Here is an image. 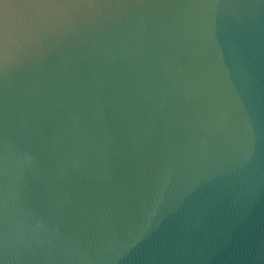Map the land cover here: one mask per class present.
Returning a JSON list of instances; mask_svg holds the SVG:
<instances>
[{
  "label": "water",
  "instance_id": "water-1",
  "mask_svg": "<svg viewBox=\"0 0 264 264\" xmlns=\"http://www.w3.org/2000/svg\"><path fill=\"white\" fill-rule=\"evenodd\" d=\"M0 264H264V0H0Z\"/></svg>",
  "mask_w": 264,
  "mask_h": 264
}]
</instances>
